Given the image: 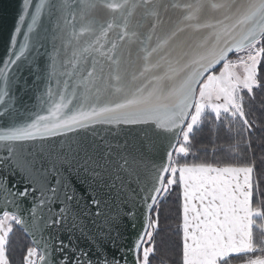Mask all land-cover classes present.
Wrapping results in <instances>:
<instances>
[{"label": "snow or ice", "instance_id": "1", "mask_svg": "<svg viewBox=\"0 0 264 264\" xmlns=\"http://www.w3.org/2000/svg\"><path fill=\"white\" fill-rule=\"evenodd\" d=\"M49 39L43 114L22 111L14 69L35 64L32 41ZM10 48L0 67V264H152L162 204L177 191L178 264H264V156L253 140L264 136V0H22ZM97 126L135 137L64 150ZM209 152L236 162L200 158ZM73 171L126 206L104 213L89 191L105 216L95 233L65 178ZM122 216L139 229L118 245Z\"/></svg>", "mask_w": 264, "mask_h": 264}, {"label": "water", "instance_id": "2", "mask_svg": "<svg viewBox=\"0 0 264 264\" xmlns=\"http://www.w3.org/2000/svg\"><path fill=\"white\" fill-rule=\"evenodd\" d=\"M22 6V0H0V67L3 66L2 61L8 59L10 54V37L14 32V28L17 22V17ZM47 18L45 17L42 21V27L39 29L41 35H44V28H49ZM26 30V29H25ZM20 43L23 42V37H18ZM34 47L29 55V60L35 59V64L29 63L28 60H23L14 69L16 76L19 79V84L15 95L17 96L18 106L22 111L40 112V104L37 97L40 92L43 91L44 80L46 79L48 72L50 71L49 55L52 52L51 40H40L39 43L36 40L32 41ZM18 47V45H17ZM37 65L40 71H37ZM40 114H43L40 112ZM118 135H114L115 133ZM135 133H130L127 127H124L123 131L112 129L109 130L106 126H97L96 135L93 136L91 131L81 133L79 137L72 136L70 140L66 139L64 143V150H68V146L71 145L73 148L76 147L75 141L81 140L85 143H89L95 140L97 143H103L101 138L111 140L113 145L116 143L124 144L125 140L130 143L133 142ZM0 155H3L0 152ZM65 178L70 181V184L76 188L77 194L81 196L80 211L85 213L81 216L84 224L87 226V230L95 233L98 227H103L105 222V216H96L95 213L98 211L97 207L91 203L88 199L89 190L88 184L82 182L83 174L77 177L73 171L71 175L65 173ZM10 183H19V174L16 176L8 177ZM22 188L23 185H20ZM91 195L101 200L100 209L104 213L114 212L117 205L121 208H126L116 197V191L110 190L109 188L98 186L95 191H91ZM139 229V222H137L136 229L131 227V222L127 217H121L118 231L121 233V240L117 243L127 244L134 239L135 232ZM81 245L84 246L86 241L81 239ZM111 254H117L115 249H109Z\"/></svg>", "mask_w": 264, "mask_h": 264}, {"label": "trees", "instance_id": "3", "mask_svg": "<svg viewBox=\"0 0 264 264\" xmlns=\"http://www.w3.org/2000/svg\"><path fill=\"white\" fill-rule=\"evenodd\" d=\"M264 119V117H262ZM204 143H208V133L200 134ZM254 149L256 153L257 161L264 156V151H261L260 144H264V136L259 133L253 137ZM211 147V146H209ZM251 154H249L250 157ZM201 159L208 160L209 162L215 161L216 163H235L236 160L227 152L218 153L215 157L211 152L207 155L201 154ZM179 201L178 191L173 192L167 201L162 204L161 207V231L157 236V245L159 251L156 259L152 261V264H178L179 259V237L176 234L177 225L179 224ZM27 240L28 238L25 237Z\"/></svg>", "mask_w": 264, "mask_h": 264}, {"label": "rangeland", "instance_id": "4", "mask_svg": "<svg viewBox=\"0 0 264 264\" xmlns=\"http://www.w3.org/2000/svg\"><path fill=\"white\" fill-rule=\"evenodd\" d=\"M213 162L216 163L215 161ZM254 178H255V175H254ZM16 238L19 240L20 244H24L27 242V240L25 239V235L23 233L18 232Z\"/></svg>", "mask_w": 264, "mask_h": 264}]
</instances>
